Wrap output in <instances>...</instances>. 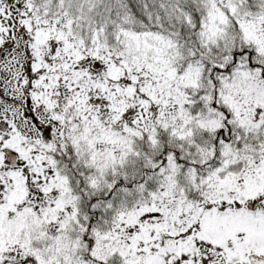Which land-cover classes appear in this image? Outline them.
<instances>
[{
  "label": "snow or ice",
  "instance_id": "snow-or-ice-1",
  "mask_svg": "<svg viewBox=\"0 0 264 264\" xmlns=\"http://www.w3.org/2000/svg\"><path fill=\"white\" fill-rule=\"evenodd\" d=\"M0 264H264V0H0Z\"/></svg>",
  "mask_w": 264,
  "mask_h": 264
}]
</instances>
